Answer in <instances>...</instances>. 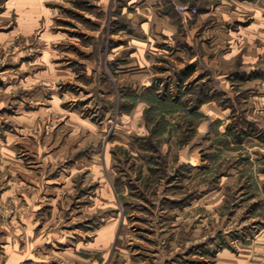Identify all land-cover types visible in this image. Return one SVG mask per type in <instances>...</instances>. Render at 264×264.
<instances>
[{
  "label": "rangeland",
  "instance_id": "1",
  "mask_svg": "<svg viewBox=\"0 0 264 264\" xmlns=\"http://www.w3.org/2000/svg\"><path fill=\"white\" fill-rule=\"evenodd\" d=\"M128 1L0 0V237L40 241L19 264H264V0Z\"/></svg>",
  "mask_w": 264,
  "mask_h": 264
},
{
  "label": "crops",
  "instance_id": "2",
  "mask_svg": "<svg viewBox=\"0 0 264 264\" xmlns=\"http://www.w3.org/2000/svg\"><path fill=\"white\" fill-rule=\"evenodd\" d=\"M21 1L23 3L27 1L32 3L33 1L35 2L36 0H31V1L21 0ZM130 2H132V0L128 1V3ZM23 3L21 5H23ZM37 4L38 3H34V5L30 7L33 10V15L30 18L31 20H28L29 19L28 16H24L26 17L28 21H25V18H21L22 25H20V29L22 30V32L29 31L32 25L34 24V21L32 19H33V16L36 14V7L37 8L39 7V5ZM221 4H218V5L214 4L211 6L208 5L206 7H202V9L199 10L200 12L198 14V17H196L195 22L198 21L199 18L201 17L205 18L206 16L207 18H209L208 16H210L212 13L221 14L222 12H220L219 10H221L222 8L228 7L227 3L221 2ZM223 15L229 17L230 14H228V12L227 13L224 12ZM145 23L146 21H143V22L139 21L140 28L144 29ZM127 34H129L127 36L131 35L129 31L127 32ZM21 240L17 239L11 242L9 240H6L5 237H0V257H5V260H3V264H19L27 260H32L34 262V260L36 259V256L34 253L35 251L33 249L39 247L40 241L37 240L36 238L32 240L31 242H27V241L24 242L23 240L22 241ZM67 247L72 248L71 246H67ZM213 260H214L213 264H248V261H247L248 259H242L241 253L238 254L237 257L231 256L230 252L226 248H222L221 250H219L217 254L214 256ZM75 261L78 264H99L97 259L96 260L90 259L87 256L81 257L80 259H76ZM123 263L124 264H135V261H132V259L129 258V259H125Z\"/></svg>",
  "mask_w": 264,
  "mask_h": 264
},
{
  "label": "trees",
  "instance_id": "3",
  "mask_svg": "<svg viewBox=\"0 0 264 264\" xmlns=\"http://www.w3.org/2000/svg\"><path fill=\"white\" fill-rule=\"evenodd\" d=\"M193 72V69H191L190 65H186L185 67H182L178 70V74H176V84L177 82H183V79L190 75ZM197 105V102L195 103Z\"/></svg>",
  "mask_w": 264,
  "mask_h": 264
},
{
  "label": "built area",
  "instance_id": "4",
  "mask_svg": "<svg viewBox=\"0 0 264 264\" xmlns=\"http://www.w3.org/2000/svg\"><path fill=\"white\" fill-rule=\"evenodd\" d=\"M175 8L180 11V12H185V13H192L195 11L193 6L185 5V4H179L175 5Z\"/></svg>",
  "mask_w": 264,
  "mask_h": 264
}]
</instances>
